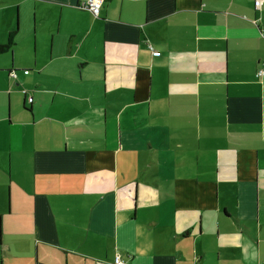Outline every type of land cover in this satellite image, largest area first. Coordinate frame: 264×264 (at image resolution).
<instances>
[{
	"label": "crops",
	"instance_id": "0c3cea01",
	"mask_svg": "<svg viewBox=\"0 0 264 264\" xmlns=\"http://www.w3.org/2000/svg\"><path fill=\"white\" fill-rule=\"evenodd\" d=\"M85 1L0 0V264H264V0Z\"/></svg>",
	"mask_w": 264,
	"mask_h": 264
},
{
	"label": "built area",
	"instance_id": "2783aa9c",
	"mask_svg": "<svg viewBox=\"0 0 264 264\" xmlns=\"http://www.w3.org/2000/svg\"><path fill=\"white\" fill-rule=\"evenodd\" d=\"M108 0H86L84 3H82V9L85 11L89 12L93 17H98L100 13L101 6L103 5L104 2ZM262 5V0H256L254 2V6L256 10H259ZM152 55L154 57L158 56V53L153 51ZM25 74L27 73L26 71L24 72ZM9 77L11 79H15L16 75L13 72H10ZM256 77L257 78H262L264 77V66L263 68L259 69L256 72ZM113 264H126L123 260H121L120 256H116L114 259Z\"/></svg>",
	"mask_w": 264,
	"mask_h": 264
},
{
	"label": "rangeland",
	"instance_id": "374dc122",
	"mask_svg": "<svg viewBox=\"0 0 264 264\" xmlns=\"http://www.w3.org/2000/svg\"><path fill=\"white\" fill-rule=\"evenodd\" d=\"M14 187H15V186H12L13 189H14ZM8 189H9V187L7 188V191H8ZM8 194H9V193H8ZM8 198H9V197H8ZM14 205L16 206V203H14ZM18 206H19V205H18ZM19 218H22V215H21ZM19 218H17L18 223H20V220H21V219H19ZM6 221H8V224H9V223H10V224H15V217H11V218H9V219H5V223H4V224H6ZM25 225H26V224H19V228H23ZM4 233H5V234H8V235H5V240H6V241H8V240L12 237V235H14L13 238H15L17 241H24L26 238H24L23 235H25L27 232H26V231H21V232L19 233V232L16 230L14 234H9V233H7L6 231H4ZM6 241H5V243H6Z\"/></svg>",
	"mask_w": 264,
	"mask_h": 264
},
{
	"label": "trees",
	"instance_id": "16d2710c",
	"mask_svg": "<svg viewBox=\"0 0 264 264\" xmlns=\"http://www.w3.org/2000/svg\"><path fill=\"white\" fill-rule=\"evenodd\" d=\"M10 38L11 37L9 36V39H8V41H7V43L5 45H1L0 46V53L6 52V51H8L11 48L12 42H11Z\"/></svg>",
	"mask_w": 264,
	"mask_h": 264
}]
</instances>
